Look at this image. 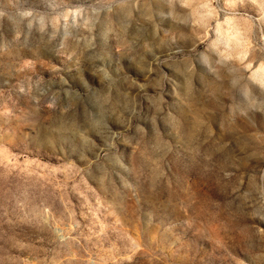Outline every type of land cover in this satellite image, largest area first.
Instances as JSON below:
<instances>
[{
    "label": "rangeland",
    "instance_id": "374dc122",
    "mask_svg": "<svg viewBox=\"0 0 264 264\" xmlns=\"http://www.w3.org/2000/svg\"><path fill=\"white\" fill-rule=\"evenodd\" d=\"M0 264H264V0H0Z\"/></svg>",
    "mask_w": 264,
    "mask_h": 264
}]
</instances>
